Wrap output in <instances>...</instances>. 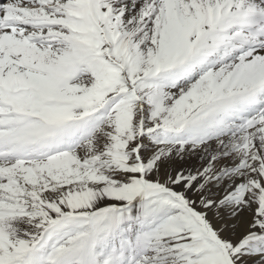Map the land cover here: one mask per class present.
Segmentation results:
<instances>
[{"label": "snow or ice", "instance_id": "1", "mask_svg": "<svg viewBox=\"0 0 264 264\" xmlns=\"http://www.w3.org/2000/svg\"><path fill=\"white\" fill-rule=\"evenodd\" d=\"M0 264H264V0H0Z\"/></svg>", "mask_w": 264, "mask_h": 264}]
</instances>
